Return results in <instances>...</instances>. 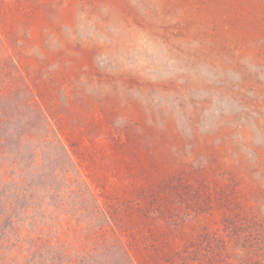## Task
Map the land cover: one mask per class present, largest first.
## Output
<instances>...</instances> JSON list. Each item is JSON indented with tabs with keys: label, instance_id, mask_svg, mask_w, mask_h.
Instances as JSON below:
<instances>
[{
	"label": "rangeland",
	"instance_id": "374dc122",
	"mask_svg": "<svg viewBox=\"0 0 264 264\" xmlns=\"http://www.w3.org/2000/svg\"><path fill=\"white\" fill-rule=\"evenodd\" d=\"M0 264H264V0H0Z\"/></svg>",
	"mask_w": 264,
	"mask_h": 264
}]
</instances>
